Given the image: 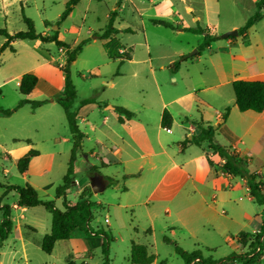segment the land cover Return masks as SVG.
<instances>
[{"label": "rangeland", "instance_id": "obj_1", "mask_svg": "<svg viewBox=\"0 0 264 264\" xmlns=\"http://www.w3.org/2000/svg\"><path fill=\"white\" fill-rule=\"evenodd\" d=\"M66 2L8 0L6 7L0 4V28H6L9 33L25 30V15L33 21L36 32L51 26V33ZM254 2L80 0L57 25L60 37L66 43L76 45L84 41L69 67L76 90L72 107L78 108L77 123L85 134L83 155H77L73 169L76 183L71 185L65 197L68 201L79 200L81 188L90 185L93 176L103 174L114 179L99 191L91 190L86 194L92 202L91 229L104 231L109 238L107 264H133L130 262L132 242L148 246L156 255L152 264H186L175 246L186 251L198 249L202 256H210L219 264H240L239 255L245 253L255 256L254 264H264V246L254 247L250 242L241 246L237 239L243 230L250 231L251 241L255 237L264 241L261 231L264 207L250 199L243 178L214 176L206 159L212 152L206 141L202 145L190 143L183 150L176 143L189 139L185 116L204 120L210 117L208 124L214 128H217V122L210 114L223 113L229 108L233 116L238 110L232 80L264 70V10L261 19L247 29V37L238 32L229 38L222 37L225 32L238 31L244 26L256 10ZM187 6L192 9L187 10ZM113 10L117 11L113 22L116 39L124 47H130L131 58L122 62L106 56L102 48L104 39L99 36ZM199 27L217 38L201 47L206 31L187 29ZM4 41L5 37L0 34V46ZM10 44L13 51L7 47L0 53V108L11 109L19 99L25 98L26 95L18 90V81L33 67L56 89L63 88L60 65L65 62V57L60 52L62 47L40 39H15ZM33 95L31 100L48 101L35 108L26 103L8 116L0 113V204L10 206L12 224L0 242V264H103L105 256L101 245L89 252L83 239L58 240L51 253L43 252L41 239L50 231L51 213L42 204L24 209L13 207L18 195L7 186L29 183L40 200H53L56 207L63 208V197L56 196L55 188L61 184L68 166L72 134L63 108L56 101L61 94L56 91L49 96L41 92ZM89 97L96 102L81 103ZM104 101L134 113L128 121L120 122L115 109L107 111L114 115L110 122L116 133L102 125L98 107ZM197 107L202 108L201 113ZM164 108L174 116L170 130L159 125L160 112ZM91 123L95 124L96 130L89 127ZM230 123L237 127L232 117ZM254 125L237 146L249 158L247 161L245 157L247 170L260 172L264 179V135L255 138V129L259 126ZM103 133L108 137H102ZM179 136L181 139L177 140ZM95 137L102 139L106 148L100 147ZM120 137L125 139L123 143ZM26 138L31 140V148L36 149L39 156L21 174L16 167L17 158L11 157V149L28 143ZM218 140L228 144L222 138ZM117 146H120L122 158L134 157L128 170H137L141 174L139 178L125 175L123 164L117 160ZM147 150L157 152L152 156L157 165L166 161V155L182 161L184 156H197L206 150L207 155L202 154L201 158L204 172L201 187L206 190L205 200L210 205H201L202 211L190 209L184 214L178 201L144 203L151 186L147 174L150 169L147 158L140 153ZM96 155L105 157L110 163L101 165ZM209 156L213 161H219L218 154ZM89 166L96 167L98 173ZM76 189L78 191L74 192ZM198 197V194L194 195L195 199ZM164 206L169 207L168 212L163 210ZM1 217L0 210V220ZM148 228L151 233L145 231Z\"/></svg>", "mask_w": 264, "mask_h": 264}, {"label": "trees", "instance_id": "obj_2", "mask_svg": "<svg viewBox=\"0 0 264 264\" xmlns=\"http://www.w3.org/2000/svg\"><path fill=\"white\" fill-rule=\"evenodd\" d=\"M79 0H67L63 11L60 13L58 20L55 22L56 25L59 24L66 16L71 12L75 4ZM256 10L255 12L246 20L244 26L238 29V34H243L246 36L247 29L253 25L255 22L261 19L264 10V0L255 1ZM117 15V11L113 10L108 15V22L106 28L99 35L102 39H107L102 44L105 54L110 59H118L120 62L130 59L131 55L129 51H119L118 48L121 47L118 40H116L112 35L117 32L116 28L113 27V20ZM23 20L26 24L25 30H18L9 33L6 28H0V34L5 37L4 43L0 46V53L7 47L12 51L10 42L15 39H40L43 42H54L57 46L65 49V62L60 67L63 71V88L62 96L57 98L56 101L62 106L68 128L72 134V147L70 150V155L68 159V166L65 174L62 177V182L55 188L56 196L63 197V208L60 209L55 206L53 200L42 201L38 198L36 189L29 183L24 186L8 185V190H15L17 192L16 206H35L42 204L51 213V227L50 231L41 239V249L45 253H51L54 244L57 240L81 238L83 239L85 245L87 246V251L96 246L101 245L102 252L105 256L103 264H107V254H108V236L104 231L94 232L90 225L91 219V206L92 202L89 201L85 195L91 191L89 184H85L81 188V198L75 201L66 200V192L70 189L71 185L75 183L74 178V164L77 160V155L80 150L81 141L84 137L83 132L79 129L76 115L77 108L72 107V103L76 97V90L74 84L69 76L70 64L75 60L76 56L81 50V45L84 41L79 42L73 48H69V45L61 40L58 36V30L52 29L50 34H42L36 32L34 29L33 21L23 16ZM48 24L47 21L44 22ZM164 25H170V23L165 21H160ZM194 32H204L203 42L201 47L208 46L210 41L217 38L216 35H210L207 29L199 28H187ZM228 36L227 38H229ZM37 82V75L33 72H25L20 76L18 83V90L21 94H29ZM231 86L234 92L235 105L238 110H253L255 112H261L264 109V82L258 79H242L236 78L232 80ZM51 101L53 99H50ZM48 99L43 100H29L27 98H21L16 103L15 107L11 109L0 108V113L3 115H11L14 111L20 108L22 105L29 103L32 108H35L45 102ZM94 101L92 97L85 98L81 100V103H89ZM115 108L124 115L125 118L129 119L133 116V112L127 110L122 106H115ZM228 108H225L223 117H226ZM196 124L197 133L191 138H186L183 142L193 141L194 143H199L200 141H206L208 146L216 152L221 158V163L219 165L220 169L229 174L232 177L240 176L246 181L247 190L249 197L256 203L264 207V182L260 176L255 171H248L246 168V160L239 155V153L231 146L221 145L214 140L215 129L207 123H202L195 119H189ZM119 121L122 122L123 118L120 117ZM172 124L171 113L164 108L160 116V126L163 129H170ZM29 142L28 139H26ZM39 152L30 148L25 154L16 159L17 170L24 174L28 169L31 158L37 156ZM90 167V166H89ZM95 173H98L97 168L94 166L90 167ZM105 183L112 182L114 179L111 177H102ZM0 210L2 212V217L0 220V242L7 235L11 228V216H10V206L1 205ZM261 231L264 232V223L262 224ZM251 233L249 231L241 230L238 234V242L241 246H244L247 242L253 244L254 247L257 245L264 246V241H260L259 237L250 239ZM165 240L168 239L165 237ZM255 250V249H254ZM175 251L183 258L186 264H219L218 260H213L210 256L204 257L201 251L194 249L192 251H186L175 246ZM245 256V257H244ZM194 261V259H196ZM155 259V254L148 251L147 246L141 243H131L130 247V262L133 264H151ZM230 259V256L227 258ZM240 264H254L255 256L244 254L239 255Z\"/></svg>", "mask_w": 264, "mask_h": 264}, {"label": "crops", "instance_id": "obj_3", "mask_svg": "<svg viewBox=\"0 0 264 264\" xmlns=\"http://www.w3.org/2000/svg\"><path fill=\"white\" fill-rule=\"evenodd\" d=\"M78 2H77V4H78ZM7 3H8V0H0V4H2L3 7L4 6L6 7ZM77 4H75V6ZM2 6L0 8H2ZM74 7H73V9H74ZM73 9L71 10V12L73 11ZM186 9L187 10H191L192 7L191 6H187ZM67 16H66V18H67ZM194 18H197V17H194ZM113 22H114V20H113ZM113 27L116 28L115 26H113ZM50 28H51V26H45L44 30L42 32H40V33H42V34H50ZM58 28H59V26H57V30H58ZM178 30H181V29H178ZM116 34H117V32L112 35V37H114L115 39H116ZM58 36L61 39L59 30H58ZM245 37H247V32H246V36ZM105 41H107V39H104L103 43ZM67 44L69 45V48H73L74 46L77 45V44L76 45H70L69 43H67ZM119 44L121 45V47L118 48L119 51H122V50L128 51L130 49L129 46L124 47L121 43H119ZM60 52H62V54L65 57V49L63 48V50H61V48H60ZM179 54H181V53H179ZM62 65H60V67ZM29 72H33L34 74L37 75V82H36L35 87L33 88V90L29 94H27L25 96V98L31 100L30 98L34 96L33 94L35 92H41V93H44V95L49 96V95H52L53 93H55L57 91V93L61 94V96H62V89L61 90L56 89L51 82H48L46 79H44V77L36 70L35 67L31 68L29 70ZM237 78L258 79V80H262L264 82V70L260 71V72H256V73L250 74V75H247V76H238ZM61 79H62V86H63V75H62ZM18 83H19V81H18ZM52 102H54V101H52ZM95 102H96V100L94 99V101L89 102V103H95ZM162 105H165V102H163ZM114 109L119 113L118 121H119L120 117L123 118L122 122H124L125 120L128 121L129 119H131L134 116V113H133V116L131 118L127 119L115 107L109 105L108 102L104 101L102 103V105H100L98 107V110H99V112L102 113V116H101L102 125H106V126L110 127L111 128V132L115 131L114 128L112 127V123L110 122V118L111 117L113 118L114 115H110L112 113L109 114V113H107V111L108 110H114ZM197 111H199V112L201 111L202 112V108L198 109V107H197ZM223 113L219 112V113H216L214 115L210 114L211 115V119L213 121L217 122V128L215 129V133H214L215 142H217V143H219L221 145H224V146L230 145L231 147H233L239 153V155L241 157H243L244 159L246 157L247 161H249V158L242 153V150L237 146V143H238V141H240V143L243 142L244 136L253 129V127L255 126L254 124L259 126V127H257L255 129V134H254L255 138H260L261 136L264 135V109L261 112H255L253 110H245V111L238 110V111L234 112L233 116H231V112L229 111V108H228V112L226 114V117H223ZM77 114H78V108H77ZM160 116H161V114H160ZM171 116H172V114H171ZM231 117L233 118V122L237 125L236 128H235V126H233L230 123ZM187 118L195 119L197 121H201L202 123H207V124L211 121L210 117H206V119L204 120L202 117L196 118V117L185 116L184 117V121L189 124V127H186V130H187L186 134H189V138H191L192 136L196 135L197 128H196V124L194 122H192L191 120H186ZM248 118H251V121ZM173 119H174V116H172V123H173ZM76 120H78V116L77 115H76ZM159 125H160V122H159ZM171 126H172V124H171ZM78 127H79V125H78ZM89 127H91L92 129L96 130L95 129L96 126H95L94 123H91L89 125ZM160 128H162V127L160 126ZM79 129L83 132V130L80 127H79ZM170 129H168V130H170ZM164 130H167V129H164ZM114 133H116V132H114ZM83 134H84V132H83ZM102 137H108L107 133H103ZM180 137L181 136H179V138L177 140L181 139ZM220 138L224 139V141L227 142L228 144L221 143L218 140ZM26 139L29 140L28 143L21 144L19 146L14 147L13 149H11V153H12L11 157L12 158H18L19 156L23 155L25 152H27L31 148V146H32L31 140L29 138H26ZM83 139H84V137H83ZM83 139L81 141V146H80V150L78 152V156L83 155V150H82ZM94 139H95L96 143L100 147L106 148L103 145L102 139H100L99 137H95ZM120 139H121L122 143L125 140L123 137H120ZM204 142L205 141H200L197 144L198 145H202V143H204ZM176 143L180 147V149L183 150V148H185L188 144L194 143V142L193 141H187V142L183 143V140H179ZM120 153H121L120 152V146H117V155H118L117 160L123 164V170H124L125 175H128V176L137 175L136 177L139 178L141 176V174L139 172H137V170H128L129 167H132L131 164L134 161V157H130V158H126L125 159V158H122L120 156L121 155ZM155 154H157V152H153V151H150V150L143 151L142 153H140V155L142 157L147 158L148 163H149L148 167L150 169V172H148L147 174L150 175L151 186H150V188L147 191L144 203L147 204L150 201L151 202H153V201H156V202H160V201H163V202L178 201V204L181 206V210L183 211L184 214H186L187 211L190 210V209H194V210L198 209L199 211H202L204 209H202L200 207L201 205H204L205 207H208V205H210V204H207L206 200H205L206 199L205 198L206 190L201 187L202 186V182L204 181V172H203V165H202V162H201V158L203 157L202 154H206L207 155V151L206 150H203L202 154L197 155V156H193V155L184 156L182 161H177L174 158L168 157V155H166V157H167L166 161L162 162L160 165H157L156 162L152 158V156L155 155ZM211 154H217V153L212 150V152L209 155H211ZM209 155L206 156V159L208 160V164L210 165L211 170L214 173V176H217V175H220V174L223 175V176H225V175L230 176L229 174L223 172L220 169L219 165L221 163V158L219 157V161L215 162V161L212 160V158ZM37 156H39V154ZM37 156H34L33 158H31L30 163L32 162V160L37 158ZM84 156L87 157V155H84ZM90 156H93V154L90 153ZM96 157H99L100 163L103 166L110 163V160L105 159V157H102L101 155H99V156L96 155ZM157 160L161 161L162 158L161 157H157ZM30 163H29V166H30ZM139 165L140 164H138V166ZM29 166H28V168H29ZM191 167L193 168L192 170H191ZM258 174H260V172ZM103 176H104L103 174L99 176V178L101 180V183L102 182L105 183V180L102 178ZM260 176H261V174H260ZM230 177H232V176H230ZM261 178H262V176H261ZM262 180L264 182L263 178H262ZM242 182H243V184L245 186V189L247 190L246 181L243 179ZM75 183H76V181H75ZM105 185H106V183H105ZM78 189L74 190V192H77ZM195 194H198V196H199L197 199L194 198ZM85 197H86V195H85ZM13 207L16 208V207H19V206H16L13 203ZM21 207L23 209L25 208V206H21ZM163 210L165 212H168L169 211V207L168 206H164ZM145 231L148 232V233H151V229L150 228H148ZM72 239H81V238H72ZM147 249H148V246H147ZM148 251H149V249H148ZM155 259H156V255H155ZM155 259H154V261H155Z\"/></svg>", "mask_w": 264, "mask_h": 264}, {"label": "water", "instance_id": "obj_4", "mask_svg": "<svg viewBox=\"0 0 264 264\" xmlns=\"http://www.w3.org/2000/svg\"><path fill=\"white\" fill-rule=\"evenodd\" d=\"M56 28H57V25H54L53 29H56ZM237 32H238L237 30H231V31L225 32L222 35V37H227V36H230V35H233V34H237ZM97 177H99V175ZM104 185H105V183L104 182L101 183V180H99V181L92 180L91 183H90V187H91V190L93 192L99 191L100 189H102L104 187Z\"/></svg>", "mask_w": 264, "mask_h": 264}, {"label": "flooded vegetation", "instance_id": "obj_5", "mask_svg": "<svg viewBox=\"0 0 264 264\" xmlns=\"http://www.w3.org/2000/svg\"><path fill=\"white\" fill-rule=\"evenodd\" d=\"M92 178H93V180H95V181H99V180H100V178L97 177V176H93Z\"/></svg>", "mask_w": 264, "mask_h": 264}, {"label": "built area", "instance_id": "obj_6", "mask_svg": "<svg viewBox=\"0 0 264 264\" xmlns=\"http://www.w3.org/2000/svg\"><path fill=\"white\" fill-rule=\"evenodd\" d=\"M197 260V258L196 259H194V261H196Z\"/></svg>", "mask_w": 264, "mask_h": 264}]
</instances>
